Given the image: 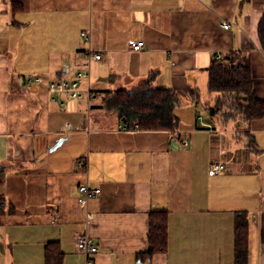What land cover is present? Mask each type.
I'll list each match as a JSON object with an SVG mask.
<instances>
[{"label": "crops", "instance_id": "1", "mask_svg": "<svg viewBox=\"0 0 264 264\" xmlns=\"http://www.w3.org/2000/svg\"><path fill=\"white\" fill-rule=\"evenodd\" d=\"M263 18L264 0H0V264H47L50 244L61 264H87L78 236L98 247L93 264H236L238 218L247 264H264V117L173 110L213 108V57L235 52L264 101ZM88 69L90 96L48 92ZM146 83L173 91L158 114H173L175 132L140 129L127 105L114 107L116 91ZM214 163L224 169L211 175ZM85 184L101 194L83 205ZM153 211L168 215L167 248L141 256Z\"/></svg>", "mask_w": 264, "mask_h": 264}, {"label": "trees", "instance_id": "2", "mask_svg": "<svg viewBox=\"0 0 264 264\" xmlns=\"http://www.w3.org/2000/svg\"><path fill=\"white\" fill-rule=\"evenodd\" d=\"M259 36L264 50V18L259 27ZM150 83L141 85L132 91L119 89L113 94L114 107L127 105L139 118V128L144 130L168 129L175 132L177 119L169 112L167 121L158 113L166 104L173 91L153 90ZM251 64L239 53L214 55L209 70V94H219L215 106L208 109L210 115H221L224 119L241 117L252 121L264 117V101L255 97ZM148 90L149 93L147 92ZM2 203L0 202V209ZM168 215L166 212L150 213L148 242L145 255L151 257L167 248ZM249 230L245 219H237L236 223V264H247ZM62 253L58 245L50 244L46 250L47 264H61Z\"/></svg>", "mask_w": 264, "mask_h": 264}, {"label": "built area", "instance_id": "3", "mask_svg": "<svg viewBox=\"0 0 264 264\" xmlns=\"http://www.w3.org/2000/svg\"><path fill=\"white\" fill-rule=\"evenodd\" d=\"M225 29H228L230 27V24L224 25ZM82 38L85 41H89L90 34L89 33H83ZM144 47V42H133L131 44V49L133 51H141ZM88 61L97 60L99 61L101 59V56L93 54L91 51L87 53L86 55ZM91 75L90 70L88 69L85 72H80L76 75L74 80L72 81H66V80H60V81H52L49 83L46 88L48 92L51 95L54 96H63L67 95L73 99H79L83 97L84 95L90 96L91 90L89 87L83 88L82 83L84 80L90 81ZM24 82L28 85H44L43 79L39 76L34 75H27L23 78ZM67 130H69V126L66 127ZM138 128V127H137ZM188 141H184L183 145L185 147L189 146ZM224 169L222 163H214L210 167V174L215 175L220 172H222ZM79 193L81 195L79 199V203L86 205L90 200L96 199L101 194V189H90V187L85 184L79 187ZM76 245L78 249L85 254L87 257V264H93L91 260V256L95 255L98 252V247L95 246L93 240L86 236H78L76 238Z\"/></svg>", "mask_w": 264, "mask_h": 264}, {"label": "rangeland", "instance_id": "4", "mask_svg": "<svg viewBox=\"0 0 264 264\" xmlns=\"http://www.w3.org/2000/svg\"><path fill=\"white\" fill-rule=\"evenodd\" d=\"M188 106H189L188 104L186 105L185 103H183L181 101H178V103H175V107L173 108V110L175 109L174 110L175 115H178L179 117L183 116V117L188 118L192 114H194V117H196V115H198V116H202L205 119H209L210 113L208 110H204V109L198 110L195 107H192L188 110V109H186V107H188ZM183 121H184V119H183Z\"/></svg>", "mask_w": 264, "mask_h": 264}]
</instances>
